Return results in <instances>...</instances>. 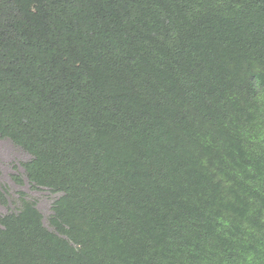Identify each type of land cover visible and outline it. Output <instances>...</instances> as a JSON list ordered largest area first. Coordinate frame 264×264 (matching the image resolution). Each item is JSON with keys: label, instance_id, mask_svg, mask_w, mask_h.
Instances as JSON below:
<instances>
[{"label": "trees", "instance_id": "obj_1", "mask_svg": "<svg viewBox=\"0 0 264 264\" xmlns=\"http://www.w3.org/2000/svg\"><path fill=\"white\" fill-rule=\"evenodd\" d=\"M0 139L61 195L51 231L24 199L0 216V264H110L136 226L146 264H264L261 219L235 262L201 224L216 158L264 165V0H0Z\"/></svg>", "mask_w": 264, "mask_h": 264}, {"label": "clouds", "instance_id": "obj_2", "mask_svg": "<svg viewBox=\"0 0 264 264\" xmlns=\"http://www.w3.org/2000/svg\"><path fill=\"white\" fill-rule=\"evenodd\" d=\"M2 140H7V139H2ZM7 141L10 142L9 140ZM260 155L264 159V149H262V151L260 152ZM27 157H28L27 159L28 161L30 157L28 155ZM216 162H218L217 158L214 163L213 172L212 170H210L209 185L211 188L209 189L211 192L205 201L206 207L204 208V214L201 220V224H205L208 221L207 220L205 222L204 218L207 216V214L210 211H212L213 214H212L211 222L212 221L215 222L219 237L215 241L212 237L210 227L209 228L206 227L207 234L204 236L206 240V244L212 251H216L215 252L216 255H220V257H232L231 260L234 259V262H235L236 259L234 257V253L238 252V248H237L238 244L241 242L242 239L249 238L247 235V231H246L247 228L250 229L249 220H251L254 217L259 218L262 220L261 226L264 227V165L261 167H256L253 165V168L242 169L240 167L234 168L232 163H230V165L221 166V165H217ZM22 164H21L22 176L17 177L21 179V184L17 183L18 185H22L23 184L22 179H24L32 189L47 191L50 194L55 196V200L59 199V197L61 196L60 194H53L45 188H39V187L35 188L33 185H31L24 176V170H23ZM207 181H208L207 176L199 174L198 183L200 185L202 186L207 185ZM5 193L6 192L0 188V194L2 195L4 199V202L0 200V204L3 206L7 202ZM220 194H221V198H225L229 201V204H228L229 208L222 206L221 200L218 199V196ZM21 199H24V198H20V200ZM24 200L30 201L27 199H24ZM53 203L50 207L49 216L51 215V208L53 206ZM208 204H210L211 206L210 207L207 206ZM213 204L216 205L214 209H212ZM239 206H241V208L243 209V214L238 213ZM19 207H20V203L17 209H19ZM35 207H36V204H35ZM17 209H15L14 211H9L3 215L0 214V216H5L7 214L14 213L17 211ZM39 213L41 214L40 211ZM246 213H249V214H246ZM238 215L241 216L242 218L239 219ZM48 217L46 219H44L43 217V224L45 228L51 231V229L48 226V222H47ZM223 222H225L226 224L228 233L231 234L233 232L235 233L237 237L235 244H234L235 248L233 252L229 250L230 244H227L225 242L223 245L220 241L221 225ZM131 242L135 245L134 247L131 246L130 244ZM70 246L74 247V249H77V250H81L82 248L79 245H74L73 243H70ZM117 246L118 247L112 246V249H109L110 251H108L107 253V258L111 259L110 264H146L147 261L141 262V261L136 260V254L134 253V250L142 251V250H145V248L149 246L148 236L143 235L142 226L140 227L136 226V228L133 230V232L128 238L127 237L123 238L122 246H120L118 242H117ZM241 250H243L241 253L244 257L249 256L251 254V251H248L249 248H247L246 246H243L242 243H240L239 252Z\"/></svg>", "mask_w": 264, "mask_h": 264}, {"label": "rangeland", "instance_id": "obj_3", "mask_svg": "<svg viewBox=\"0 0 264 264\" xmlns=\"http://www.w3.org/2000/svg\"><path fill=\"white\" fill-rule=\"evenodd\" d=\"M27 159V155L21 150L7 140L0 139V188L6 192L7 201L4 206L0 204V214L14 211L19 206L20 198H24L34 202L46 219L55 196L47 191L32 189L24 179L22 185H18L13 179L22 176L21 164Z\"/></svg>", "mask_w": 264, "mask_h": 264}]
</instances>
